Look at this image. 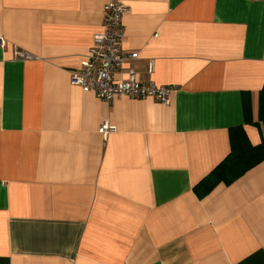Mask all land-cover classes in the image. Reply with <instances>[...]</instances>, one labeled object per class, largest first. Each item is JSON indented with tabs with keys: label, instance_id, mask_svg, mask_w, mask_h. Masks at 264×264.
Wrapping results in <instances>:
<instances>
[{
	"label": "crops",
	"instance_id": "0c3cea01",
	"mask_svg": "<svg viewBox=\"0 0 264 264\" xmlns=\"http://www.w3.org/2000/svg\"><path fill=\"white\" fill-rule=\"evenodd\" d=\"M110 2L168 105L70 84ZM0 37V264H264V162L193 191L232 128L264 143V0H0Z\"/></svg>",
	"mask_w": 264,
	"mask_h": 264
},
{
	"label": "built area",
	"instance_id": "2783aa9c",
	"mask_svg": "<svg viewBox=\"0 0 264 264\" xmlns=\"http://www.w3.org/2000/svg\"><path fill=\"white\" fill-rule=\"evenodd\" d=\"M127 8L119 2H110L103 6V30L93 36L92 46L80 67L70 73V84L79 87L85 93H92L97 99L109 102L118 97H130L139 100L153 98L164 105L169 104V87L153 83L143 84L136 79L135 72L126 68L128 61L138 58V53H128L123 49V16ZM5 40L0 37V48ZM15 58L29 60L32 56L16 50ZM113 129L106 124L99 128L101 134Z\"/></svg>",
	"mask_w": 264,
	"mask_h": 264
},
{
	"label": "trees",
	"instance_id": "16d2710c",
	"mask_svg": "<svg viewBox=\"0 0 264 264\" xmlns=\"http://www.w3.org/2000/svg\"><path fill=\"white\" fill-rule=\"evenodd\" d=\"M250 99L249 94L243 96L244 123L264 131V88L258 94L256 121L252 117ZM229 138L230 152L228 156L193 188L198 199L206 197L218 184L229 185L264 162V143L257 146L251 145L243 126L232 128Z\"/></svg>",
	"mask_w": 264,
	"mask_h": 264
}]
</instances>
